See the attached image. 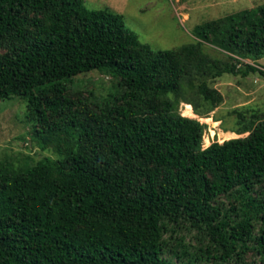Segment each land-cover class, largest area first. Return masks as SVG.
Listing matches in <instances>:
<instances>
[{
	"label": "trees",
	"instance_id": "trees-1",
	"mask_svg": "<svg viewBox=\"0 0 264 264\" xmlns=\"http://www.w3.org/2000/svg\"><path fill=\"white\" fill-rule=\"evenodd\" d=\"M195 35L154 50L121 13L85 0H0V100L26 98L35 137L59 154L19 168L0 160V264H193L173 259L192 254L182 228L200 243L194 260L250 264L253 250L264 259V227L254 232L264 221V120L204 148L206 125L177 111L217 107L210 81L225 73L264 75V5ZM93 70L118 79L110 99L73 95L70 81Z\"/></svg>",
	"mask_w": 264,
	"mask_h": 264
},
{
	"label": "rangeland",
	"instance_id": "rangeland-1",
	"mask_svg": "<svg viewBox=\"0 0 264 264\" xmlns=\"http://www.w3.org/2000/svg\"><path fill=\"white\" fill-rule=\"evenodd\" d=\"M85 4L90 9L108 8L121 13L126 26L136 32L142 42L148 43L154 50H160L196 42L199 40L195 35L198 25L242 9L257 8L264 5V0H85ZM204 49L214 56L228 59L225 51L211 44L205 43ZM4 50L0 48V52ZM256 63L264 69V57ZM210 85L218 89L223 96V101L213 110L204 115L198 114L192 104L197 115L192 117L188 114L184 102H180L177 107L181 115L195 118L206 125L204 148L216 141L222 143L247 137L251 131H238L252 121L256 125L264 120V75L259 72L247 76L225 73L211 80ZM69 88L74 96L80 94L92 101H105L118 90V79L109 72L93 70L75 76L70 81ZM194 100L200 105L201 111L205 112L207 105L201 97L195 96ZM36 126L37 121L29 110L26 98L14 96L0 100V160L19 168L35 164L45 156L59 157L52 146H44L35 137ZM226 131L236 132L240 136L221 141L222 133ZM205 137L209 140L206 146ZM226 206L230 209L229 203ZM238 214L229 210L231 220L243 218ZM263 227L264 221L256 218L255 234L261 235ZM176 235L184 238V243H187L192 251V254H186L182 259L174 257L177 263L192 261L193 264H239L235 258L223 261L209 256L207 259V254L202 259L194 260V254L200 247L195 234L182 228ZM174 243V240L169 241L170 248ZM245 256L247 263L264 264L262 254L257 253V250L250 251Z\"/></svg>",
	"mask_w": 264,
	"mask_h": 264
}]
</instances>
